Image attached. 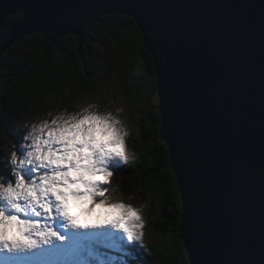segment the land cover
I'll list each match as a JSON object with an SVG mask.
<instances>
[{"label":"water","instance_id":"95a60500","mask_svg":"<svg viewBox=\"0 0 264 264\" xmlns=\"http://www.w3.org/2000/svg\"><path fill=\"white\" fill-rule=\"evenodd\" d=\"M0 57L106 14L132 16L155 67L189 264H264V0H0Z\"/></svg>","mask_w":264,"mask_h":264},{"label":"trees","instance_id":"16d2710c","mask_svg":"<svg viewBox=\"0 0 264 264\" xmlns=\"http://www.w3.org/2000/svg\"><path fill=\"white\" fill-rule=\"evenodd\" d=\"M21 13L8 17L0 31V43L19 22ZM110 49L119 62L112 73L121 83L127 99H144L145 105L157 97L153 59L144 45L136 20L127 15H105L85 27L82 35L70 34L47 41L40 34L26 36L0 57V177L15 186L10 156H22L27 121L47 112L48 99L70 107L84 93L98 92L106 78L100 71ZM137 97L132 98V93ZM156 102V101H155ZM137 135L129 140L130 153L125 164H113L115 175L108 186L112 202H123L143 214L147 232L144 244L121 241L123 247L107 248L111 263L189 264L187 250L179 232L182 199L173 171L169 148L160 137L158 102L135 110ZM27 141L25 142L26 145ZM19 175L31 181V168L21 157ZM107 185V184H106ZM19 202V201H18ZM8 207V199L0 198ZM118 231H116L117 233ZM117 235V234H116ZM107 244L111 234L105 235ZM127 245V246H126ZM98 247H104L97 245ZM73 251V250H72ZM87 255V252H83ZM142 256V257H141ZM88 257V256H87Z\"/></svg>","mask_w":264,"mask_h":264},{"label":"clouds","instance_id":"9594fccd","mask_svg":"<svg viewBox=\"0 0 264 264\" xmlns=\"http://www.w3.org/2000/svg\"><path fill=\"white\" fill-rule=\"evenodd\" d=\"M122 113L121 108H116L114 111H101L99 105L90 104L81 112H61L51 123L44 120L43 126H40L38 122L29 126V131L25 133V138L21 141V147L25 148L26 155L30 151L25 146L26 141H30V147H32L34 138L42 135L45 129H58L60 137L66 143V156H57L51 162L57 165L71 162L75 165V167H69L65 173L46 176L40 186L42 194H46L48 190L56 193L70 214H76V209H79L81 214H90L97 209L106 210L100 206V203L93 206V199L97 202L103 201L106 205H122L123 208L119 211L124 215H128L129 209L137 214L131 205L112 202L104 194H99L107 191L103 186L109 184L115 175L111 167L114 158H119L115 161L119 164L127 162L126 139L131 133ZM102 141L104 155L93 159V151L100 148ZM21 159L15 151L11 153L10 163L16 165L12 168L15 178L19 176L17 160ZM97 160H102L103 163L98 166ZM101 168L104 170H100ZM53 181H60V183H53ZM97 181L100 184L94 187ZM44 184L51 187L46 190L43 187ZM13 188L11 181L4 182V178L0 177V198L9 200L12 195L10 189ZM94 192L97 193L95 196H93ZM90 205H92L91 208Z\"/></svg>","mask_w":264,"mask_h":264},{"label":"snow or ice","instance_id":"6c2138e0","mask_svg":"<svg viewBox=\"0 0 264 264\" xmlns=\"http://www.w3.org/2000/svg\"><path fill=\"white\" fill-rule=\"evenodd\" d=\"M103 155V145L94 149L93 159ZM57 156H66V143L60 137L58 129H48L39 137L34 138L31 150L27 154V162L34 165L33 171L36 175L31 181H25L20 175L16 178L14 188L10 189L12 195L9 198L11 207L15 211L6 213L0 209V248L32 249L38 245L50 244L53 239L65 240V237L56 230L57 219L66 221L64 226L71 225L74 228L86 230H103L109 225H114L116 228L123 229L129 240L134 238L140 241V235L134 231L138 225L133 224L137 214L129 209L127 210L128 215H124L119 211L123 208L122 205H106L103 201L97 202L93 199V206L100 203V206L106 209L104 211L106 218L97 219L95 223H87L82 221L78 214H70L56 193L48 190L46 194H42L40 186L46 176L65 173L69 167H75L71 162L64 165L52 163L51 161ZM102 163V160H97L98 166ZM53 183H60V181H53ZM99 184L100 182L97 181L94 187ZM43 187L47 190L51 186L44 184ZM96 194L94 192L93 196ZM18 201L26 202L30 208V215L25 212V207ZM112 209H117V211H112ZM9 231L13 233L11 237L8 235ZM94 234L102 236L105 233L97 231Z\"/></svg>","mask_w":264,"mask_h":264},{"label":"rangeland","instance_id":"374dc122","mask_svg":"<svg viewBox=\"0 0 264 264\" xmlns=\"http://www.w3.org/2000/svg\"><path fill=\"white\" fill-rule=\"evenodd\" d=\"M16 15V14H15ZM22 16V15H21ZM21 19V18H20ZM20 21V20H19ZM26 37V36H25ZM110 53L108 54V58L105 60V66L100 68V71H104L106 78L103 80L104 82L101 83V87L98 92L94 93H84L82 94L79 98L77 97L72 101V105L70 107H67V105L64 106H59L58 104L54 103L52 100L48 99L47 101L49 102L50 108L47 110V112H42V114H38L35 116H32L28 119L27 121V126L26 128V133L29 131V126L33 125L34 123L38 122L40 126H43V121L47 120L48 123H51L53 119L56 118L58 114L61 112L67 111V112H81L84 107H87L90 104H97L99 105V108L101 111H114L116 108H121L123 109V117L126 119L127 125L130 129V136L126 139V152H127V159L129 157L130 153V146H129V140L133 139L137 133H138V126L135 122V110H138L141 106L148 107L150 105H154L155 103L158 102V96L151 101L150 103L145 105V102L143 101L144 99L141 97L140 100H134L131 101V99H127L123 96L122 93V87L121 83H118L117 81H114L115 77H112V73L118 69V61L116 60L115 52L110 49ZM154 66V64H153ZM155 69V67H154ZM137 92L132 93V98L137 97ZM156 101V102H155ZM47 129H45V132ZM30 141H27L26 147H28V150H31L30 147ZM101 145H103V141L101 142ZM22 155L21 157H24L28 161V157L26 155L25 148L23 149V152L21 151ZM22 160V159H21ZM119 158H114V162L112 163L111 167L112 170L114 171V166L113 164H119L115 161H118ZM28 163V162H27ZM23 163L19 162L18 165L21 166ZM31 172L33 173V168H31ZM36 173L34 172L32 174V177H34ZM108 186L109 184L104 185L103 187L107 189V191L104 193L105 197H108ZM109 198V197H108ZM23 207H25V212L30 213V208L27 206L25 201H19ZM90 208L92 205L89 206ZM0 209H3L6 213L13 212L15 211L11 207V203L8 207L4 205H0ZM134 209V208H133ZM137 211V218L136 220L133 221V224L138 225V227L134 228V231L138 233L141 237L140 241H136L134 238L131 239V244L132 242L141 244L145 243L144 235L145 232H147V226L145 225V221L143 218V214L140 212L139 209H135ZM76 214H78L79 218L87 223H95L97 219L103 220L106 218L105 213L101 209H97L96 211L90 213V214H81L79 209H76ZM110 218V217H107ZM67 222L62 220V219H57L55 227L56 230L65 237V240L60 241L59 239H53L52 243L50 244H43V245H38L35 248L32 249H12L9 250L7 248H0V264H29V256H34L37 258L40 256L41 252H44L45 249L48 252V254L52 253L54 250H57L56 254H65V250L70 246L69 240H73L75 236H81L82 230L77 229L72 227L71 225L64 226ZM107 233L111 235H116V238L119 236L118 233L123 236L122 238L119 237L120 240H128L127 233L124 232L123 229L116 228L114 225L108 226L107 227ZM118 231V233H116ZM12 232L9 231L8 235L9 237L12 236ZM84 235V234H83ZM103 236V235H102ZM115 237H113L112 240H114ZM68 242V243H66ZM112 242V241H111ZM110 242V238L108 243L106 244L107 247L113 248V247H118L117 244H113ZM116 242V241H115ZM46 245H51L52 248L45 247ZM33 253H32V252ZM99 252H94L90 255V258L85 259L82 264H109L110 260L108 259L107 253L109 251H102L98 250ZM21 252L24 254L21 256ZM113 264H118L117 262L113 261Z\"/></svg>","mask_w":264,"mask_h":264},{"label":"bare ground","instance_id":"6f19581e","mask_svg":"<svg viewBox=\"0 0 264 264\" xmlns=\"http://www.w3.org/2000/svg\"><path fill=\"white\" fill-rule=\"evenodd\" d=\"M17 14H18V13H17ZM116 14H117V13H116ZM106 15H110V14H106ZM122 15H124V14H122ZM104 16H105V15H104ZM104 16H103V17H104ZM127 16H128V15H127ZM103 17H102V19H103ZM131 17H132V16H131ZM102 19H101V20H102ZM101 20H99V21H101ZM99 21H97V22H99ZM136 22H137V21H136ZM92 23H95V22H92ZM92 23H90V24H92ZM90 24H89V25H90ZM89 25H88V26H89ZM86 27H87V26H86ZM139 29H140V28H139ZM83 30H84V29H83ZM141 32H142V31H141ZM82 33H83V31H82ZM142 34H143V33H142ZM75 35H76V34H75ZM81 35H82V34H81ZM58 38H59V37H58ZM117 233H118V232H117ZM118 235H119V236L117 237V239H119V237H121V238L123 237V236H121L120 233H118ZM119 240H120V239H119ZM126 246H127V245H126ZM141 257H142V256H141Z\"/></svg>","mask_w":264,"mask_h":264}]
</instances>
